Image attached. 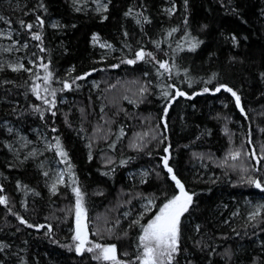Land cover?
<instances>
[{
  "label": "trees",
  "instance_id": "trees-1",
  "mask_svg": "<svg viewBox=\"0 0 264 264\" xmlns=\"http://www.w3.org/2000/svg\"><path fill=\"white\" fill-rule=\"evenodd\" d=\"M102 1L107 10L96 13L69 0H0L24 46L23 69H0V264H112L75 250V188L90 240L134 264L142 227L179 193L165 156L193 196L172 264H264V191L248 183H264V160L251 156L264 155V0ZM92 36L114 51L93 46ZM219 85L240 96L243 113ZM8 126L49 141L64 175L55 193L44 170L7 149ZM139 198L154 204L135 220ZM97 216L105 218L98 239Z\"/></svg>",
  "mask_w": 264,
  "mask_h": 264
},
{
  "label": "snow or ice",
  "instance_id": "snow-or-ice-1",
  "mask_svg": "<svg viewBox=\"0 0 264 264\" xmlns=\"http://www.w3.org/2000/svg\"><path fill=\"white\" fill-rule=\"evenodd\" d=\"M104 11L107 10L106 7L103 8ZM131 12V10H129ZM3 19V17H0ZM106 19V17H105ZM37 21L42 26L43 20L40 17H37ZM139 23V21H137ZM23 24V22H21ZM29 31L34 27L33 24L24 25ZM175 31V29H173ZM32 39L40 41L41 36L39 34H33ZM93 39L95 40L96 37L94 36ZM235 39V38H233ZM26 47V45H25ZM192 50L195 49L196 44H192ZM44 49L42 48L41 51ZM151 57V53L147 54ZM136 57L138 59H144L145 52L143 50L138 51L136 53ZM129 64H134L136 60H127L125 61ZM159 67L164 69L165 71L170 72L171 69L169 68L166 62H158ZM45 72L48 71L47 65H43ZM23 69V65L14 66L12 67V71H18ZM51 73H48L45 76L44 82L45 84L48 83L50 79ZM39 78V77H38ZM82 79L83 77H79ZM210 82V81H209ZM65 88H69L70 85L64 83ZM223 88L224 91L231 93V95L235 98L236 106L240 108L241 112H244V109L241 107V100L240 96L237 95L235 91L229 88L226 85H219L216 87L215 91L219 92ZM46 92L48 91L47 88L44 89ZM34 93L37 94V98L39 99V86L34 87L32 89ZM205 92L209 91V89L205 88ZM51 95L55 96V90L51 92ZM163 95L165 97L169 96L168 92H164ZM177 96L185 95L184 92L177 90ZM190 98V97H189ZM45 103H48L47 99L44 100ZM54 103V102H53ZM38 110V109H37ZM55 113H53L54 115ZM167 114V108L165 109V115ZM251 143V140H249ZM57 148L59 154L61 156H66V153L60 148L59 140H57ZM168 149H165L167 152ZM232 160H236L240 157V152L237 151L235 153L230 154ZM251 156L256 159V163L259 164L260 161L264 160V155L257 157L256 152L253 151ZM163 166L170 174V178L174 181L176 188L179 190L177 195L172 196L168 199L161 207H159L157 214L151 219L146 226L142 227V234L139 236V244H138V256L137 260L139 264H172L175 255L178 254L179 251V238H180V228H181V217L184 216L186 212H188L192 202L193 196L186 191L184 184L181 180L175 175L173 172L172 167L169 166L168 157H162ZM258 171L259 169H254ZM248 183L254 184L256 188H259L261 191H264V183L259 180L249 179ZM53 193H55V186L52 188ZM76 193V234L73 237L74 240L78 241L76 246L77 253H81L84 250L85 244H90L91 242L87 239V224L85 223L86 220V211L83 205V197L78 188L73 189ZM0 204H7V199L5 197H0ZM149 204H152V201H149ZM260 214L259 209L254 212L251 216V219H255L257 215ZM20 220V223H26L20 217H17ZM135 223H139V221H135ZM28 227H33V225L28 224ZM198 230V226H197ZM88 252H93L94 250L97 251V255L95 259L103 260V261H110L112 264H127V262H122L117 258L116 254V246H103L99 243L91 244V247L86 249Z\"/></svg>",
  "mask_w": 264,
  "mask_h": 264
},
{
  "label": "rangeland",
  "instance_id": "rangeland-1",
  "mask_svg": "<svg viewBox=\"0 0 264 264\" xmlns=\"http://www.w3.org/2000/svg\"><path fill=\"white\" fill-rule=\"evenodd\" d=\"M69 1L74 7V9L79 11L92 10L96 13H102L104 12L103 8L106 7V2L102 0H69ZM0 17L3 16L0 14ZM93 37L94 36L91 37V44L93 46L99 48L106 54H109L114 51L108 43L101 41L97 36H95L96 37L95 40L93 39ZM23 51H24V46L15 39L14 31L10 27L7 19L3 17V19H0V69L1 68L12 69V67L14 66L22 65ZM89 83L92 90L94 89L96 90L97 83L92 81H90ZM63 101L64 100H62V102ZM7 133L9 135V139L6 142V146L7 149L11 152V154L19 160H29L35 163L37 167L44 170V172H46L48 175L47 188L49 192L53 194L52 191L53 186H55V192H56V190L64 184V175L58 163L52 157L49 156V153L51 151L49 141L43 136V134H41L38 130L35 129L31 130L28 134H24L20 132L18 129L8 126ZM142 175L143 174L141 173V171L137 172L138 177H141ZM149 201H152L151 205L149 204ZM137 204H138V208L141 211V214L140 213L135 214V218H132L135 220L136 219L139 220L142 215L146 214L150 210V208L153 207L154 203L153 200H151L150 198H142L141 200L139 198ZM247 205H248L247 209L249 211L248 217H251L253 214V212L251 211H257L258 208L253 206L251 202H248ZM124 213L125 215H127L129 214V211H125ZM154 216L151 219H153ZM104 219L105 218H103L102 216H97V231L94 236V237L97 236V239L98 236L99 237L103 236V234H100L99 232L100 230H98V228L99 226L102 225ZM93 230L94 227L91 231L93 232ZM90 238L92 237L91 234L89 233V230L87 229V239L91 243L85 244L84 250L79 254L81 255L83 253L90 254L95 257L97 255L96 250H94L93 252H88L86 249L88 247H91V244H96L99 242L98 241L92 242ZM77 244L78 241L75 240V250ZM101 245L110 246L112 244L106 242L105 244H101ZM116 254H117V247H116ZM136 262L133 263L139 264V261L137 259ZM20 264H24V263L21 262Z\"/></svg>",
  "mask_w": 264,
  "mask_h": 264
},
{
  "label": "bare ground",
  "instance_id": "bare-ground-1",
  "mask_svg": "<svg viewBox=\"0 0 264 264\" xmlns=\"http://www.w3.org/2000/svg\"><path fill=\"white\" fill-rule=\"evenodd\" d=\"M248 215V214H247Z\"/></svg>",
  "mask_w": 264,
  "mask_h": 264
}]
</instances>
